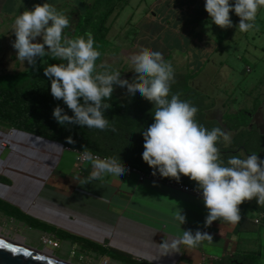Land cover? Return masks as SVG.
<instances>
[{"label":"crops","instance_id":"1","mask_svg":"<svg viewBox=\"0 0 264 264\" xmlns=\"http://www.w3.org/2000/svg\"><path fill=\"white\" fill-rule=\"evenodd\" d=\"M44 2L0 0V28L12 32L17 15ZM46 2L64 14L76 12L79 6L87 7L91 3L90 0ZM116 3L117 16L111 17L108 34L124 32L132 57L142 51H159L175 73H196L189 81L190 87L214 103L205 111V119L216 120L219 127L230 133L231 140L235 132L221 124L223 114L227 109L252 110L257 102L251 125L264 136V93H257L253 88L238 96L226 92H220V95L210 93L213 84L228 83V75L221 72L224 65L231 68L243 64L244 54L264 61V9L258 11L254 28L242 33L237 29L239 17L233 12L229 13L232 27L222 29L212 24L205 11L204 0H116ZM130 5L132 7L129 8ZM126 6V22L119 29L113 27ZM207 68L212 71H207ZM244 71L249 73L251 68L246 65ZM131 73L134 76V72ZM143 143L137 137L128 138L126 135L123 141L105 144L106 154L151 173L152 170L142 160ZM219 144L223 156L222 148L229 144ZM257 146L264 151V141ZM64 150L61 151L57 144L22 133L0 131V172L13 181L9 187L0 185V197L37 220L121 251L137 262L237 264L234 257L245 256L254 257L257 264H264L260 242L262 230L264 233L261 221L264 216L254 209L240 208L241 220L238 223L214 221L206 227L207 210L202 197L165 184V181H173L197 190L195 182L187 177H182L179 182L167 178L162 179L164 182H138L134 177L104 176L85 184L81 181L93 171L92 164L77 168L75 153ZM236 153L241 158L247 156L241 148ZM258 157L263 159V155ZM177 209H181L186 217L183 225L173 218ZM256 219L260 220L259 224H255ZM184 230H191L193 234L197 230L207 232L212 241L205 240L195 248L180 245L178 249H167L162 246L166 240L182 236Z\"/></svg>","mask_w":264,"mask_h":264},{"label":"clouds","instance_id":"2","mask_svg":"<svg viewBox=\"0 0 264 264\" xmlns=\"http://www.w3.org/2000/svg\"><path fill=\"white\" fill-rule=\"evenodd\" d=\"M204 8L212 24L224 29L232 27L229 13L239 17L237 29L246 33L254 28L264 0H204ZM70 20L56 7L45 2L17 15L12 25L15 40L12 48L16 59L35 67L37 61L47 66L43 74L50 81V94L62 100L64 108L53 109V119L62 127L80 126L104 130L109 125L105 112L114 86L126 88L132 98L141 97L153 105V123L142 131L143 162L153 177L177 182L187 177L195 182L207 215L205 226L214 221L235 224L241 220L239 206L255 199L264 206V159L253 153L241 158L238 154L223 159L218 143L228 145L231 135L221 127L208 129L196 119L198 108L178 94H171L173 66L159 51H142L132 58L135 76L132 82L121 79V72L110 66L97 65L101 53L89 32L70 38L65 32ZM47 57L60 63L48 64ZM102 71H97V68ZM66 142L74 143L71 136ZM81 159L91 161L93 171L81 183L100 180L104 176L122 178L127 169L114 157L99 159L84 149ZM155 182V181H154ZM106 202V201H105ZM180 225L186 222L181 209L173 213ZM212 241L207 232L184 230L179 238L166 240L162 246L178 249L183 245L198 247Z\"/></svg>","mask_w":264,"mask_h":264},{"label":"trees","instance_id":"3","mask_svg":"<svg viewBox=\"0 0 264 264\" xmlns=\"http://www.w3.org/2000/svg\"><path fill=\"white\" fill-rule=\"evenodd\" d=\"M117 12L116 0H92L90 5L78 15L71 29H65L68 36L73 39L89 32L93 35L95 46L101 53L96 62L97 65L108 47L109 19L113 15L115 18ZM45 59L48 60V64L60 63L59 60H53L51 57ZM45 66L47 65L43 61L38 60L35 67L28 65L24 70L14 73H0V122L8 124L14 130L58 142L63 145L64 149L78 153L88 149L93 155L103 158H109L106 154L107 145L105 144L123 141L126 135L128 138L137 137L143 140L142 131L153 123V105L141 97L132 98L128 94L123 97L112 94L108 101L111 108L105 112L109 125L104 130L87 129L86 126H60L53 119V109L60 106L65 109L68 115H72V112L67 109L62 100H56L51 96L50 81L43 74ZM195 75L196 73L174 72L170 95L178 94L182 100H188L196 106L199 110L196 116L199 123L210 127V129L219 127L220 124L216 120L205 119V111L214 106L213 101L189 85V81ZM257 108L258 103L256 102L252 110L240 108L230 111L227 109L223 114L221 124L226 129L235 132L228 147L222 148L223 159H227L229 155L237 154L236 151L240 148L245 152V155L255 153L258 156L263 155L264 159V151L260 149V146L256 147V145L263 143L264 136L259 133L255 126L251 125L252 114ZM69 136L72 137L74 143L66 142V138ZM217 146L220 147V144L218 143ZM122 164H128L139 169L129 163ZM0 183L11 185V182L1 175ZM239 208H252L258 213H264V206L257 205L255 199L245 201ZM0 213L23 223L30 229L50 234L57 241L70 242L73 245H78L82 250L95 253L98 256L110 258L121 264H145L131 259L121 251L57 229L21 212L17 207L2 200H0ZM234 259L237 264H257L254 257L239 256L234 257Z\"/></svg>","mask_w":264,"mask_h":264},{"label":"rangeland","instance_id":"4","mask_svg":"<svg viewBox=\"0 0 264 264\" xmlns=\"http://www.w3.org/2000/svg\"><path fill=\"white\" fill-rule=\"evenodd\" d=\"M92 2V0H90ZM132 5L129 6V8ZM86 6H79L78 11L68 12L65 15L68 16L70 20L69 29L75 24L77 17L85 10ZM127 20V6L126 9L120 13L118 20L116 21L113 27L120 28L124 25ZM112 18L109 19L111 24ZM112 27V28H113ZM263 28H261L262 30ZM112 31V30H111ZM108 47L102 58L98 63V66L103 64L110 66L121 72V79H126L129 82H132L134 79L133 76L126 77L132 72V52L127 49V35L124 32H115L112 31L107 35ZM15 40L14 33L11 30H6L0 28V73H14L17 71L24 70L28 64L27 62H21L16 59V52L12 48V42ZM131 45L128 43V47ZM230 54H234L230 52ZM243 64L238 66H232L231 68L228 65H224L221 69V72L227 76L228 83L224 84H213L211 88V94L220 95V92H226L228 95H240L243 92H248L250 90H255L257 93H264V61L261 59H251L247 54L243 55L242 59ZM128 63V65H127ZM251 68L249 73H246L245 66ZM208 69V68H207ZM206 69V70H207ZM102 68H97V71H102ZM207 71L211 72L212 69ZM115 90L114 95L123 97L127 94L126 88H121L119 86H114ZM219 92V93H217ZM2 132H9L5 129L0 128ZM2 146V144H1ZM6 149V148H5ZM64 150V149H63ZM66 150V149H65ZM64 150V151H65ZM7 151V149H6ZM8 152V151H7ZM6 152V153H7ZM5 153V154H6ZM3 154V157L5 156ZM76 155V154H75ZM2 157V156H1ZM75 156L74 161L77 168L81 166L91 164V161L81 162ZM136 178V176H132ZM137 179V178H136ZM46 187V181L44 183ZM244 209V208H243ZM264 216V213H261ZM264 223V220L261 219ZM263 228V227H262ZM0 235L14 241H17L21 244L26 245L29 248L43 251L45 249L50 250L53 256L63 262L69 264H121L119 262L113 261L110 258L98 256L95 253L82 250L78 245H73L70 242L59 241L58 248H52L43 243V238L46 237V233L33 230L28 228L21 222H18L14 219L5 217L0 213ZM261 242V254L264 262V233L262 230V235L260 238ZM106 245V243H104Z\"/></svg>","mask_w":264,"mask_h":264},{"label":"water","instance_id":"5","mask_svg":"<svg viewBox=\"0 0 264 264\" xmlns=\"http://www.w3.org/2000/svg\"><path fill=\"white\" fill-rule=\"evenodd\" d=\"M133 76V73L128 74L126 77H130ZM0 128L5 129L7 131H15L18 133H22L31 137H35L38 140H43L49 143H53V144H57L60 146L61 151L64 149L63 145L55 142V141H50L41 137H37L35 135H31V134H27L21 131H17L12 129L8 124H4L2 122H0ZM61 154V153H60ZM58 161V160H57ZM56 161V163H57ZM55 163V165H56ZM1 176H4L5 178H7L10 182L11 185L13 184V181L4 173L0 172ZM1 186H5V187H9L11 185H6V184H2L0 183ZM0 200L17 207L21 212L33 217V215H31L30 213L26 212L25 210H23L22 208H20L19 206H17L16 204L12 203L11 201H8L2 197H0ZM0 241H3L0 239ZM7 247H0V264H66V262H63L59 259H50L47 257H44L42 255L37 254L36 252H34L32 248H21L19 246H16L14 244L8 243L6 241H3Z\"/></svg>","mask_w":264,"mask_h":264},{"label":"built area","instance_id":"6","mask_svg":"<svg viewBox=\"0 0 264 264\" xmlns=\"http://www.w3.org/2000/svg\"><path fill=\"white\" fill-rule=\"evenodd\" d=\"M66 150H68V149H66ZM73 152L76 154V156H77L76 158L77 159H79L81 162L85 161V160L81 159V153H78V152H75V151H73ZM93 156L94 157H98L99 159H102V160L105 159V158L97 156V155H93ZM122 167L127 169L125 175L123 176L124 178H130L132 176H136L138 182H143V181H146V180H152V181L155 180V181H159V182L163 181L158 176L157 177H153L151 175V173H144V172L140 171L139 169H137V168H135V167H133L131 165L122 164ZM165 184L173 186V187H175L176 189H178V190H180L182 192L201 196L198 190L193 189V188H191V187H189L187 185H184V184H181V183H176V182H173V181H165ZM259 222H260L259 219L255 220V224H259ZM43 243L45 245L49 246V247H52V248H58L59 247V241H57L50 234L46 235V237L43 238Z\"/></svg>","mask_w":264,"mask_h":264},{"label":"bare ground","instance_id":"7","mask_svg":"<svg viewBox=\"0 0 264 264\" xmlns=\"http://www.w3.org/2000/svg\"><path fill=\"white\" fill-rule=\"evenodd\" d=\"M0 239L3 240V241H6V242H8V243L14 244V245H16V246H19V247H21V248H27L26 245L21 244V243H19V242H17V241H14V240H12V239H9V238H6V237H3V236H1V235H0ZM33 251L36 252V253L39 254V255L44 256V257H47V258H50V259H54V260L56 259V258L53 256V254L51 253L50 250L45 249V250H43V251H38V250H33ZM66 264H69V263H66Z\"/></svg>","mask_w":264,"mask_h":264},{"label":"snow or ice","instance_id":"8","mask_svg":"<svg viewBox=\"0 0 264 264\" xmlns=\"http://www.w3.org/2000/svg\"><path fill=\"white\" fill-rule=\"evenodd\" d=\"M0 247H7V245L3 241H0Z\"/></svg>","mask_w":264,"mask_h":264}]
</instances>
